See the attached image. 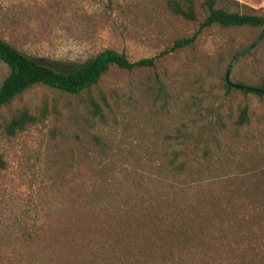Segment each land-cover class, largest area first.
Masks as SVG:
<instances>
[{"label": "rangeland", "instance_id": "rangeland-1", "mask_svg": "<svg viewBox=\"0 0 264 264\" xmlns=\"http://www.w3.org/2000/svg\"><path fill=\"white\" fill-rule=\"evenodd\" d=\"M200 1L198 22H189L166 0H0V38L59 71L107 48L137 61L196 32ZM238 1L264 12V0ZM263 31L212 26L154 68L112 67L89 94L37 85L0 108V264H24V249L38 264L94 257L118 238L159 240L188 218L199 228L235 213L249 217L240 231L259 238L256 253L240 246L236 264H264V95L230 90L226 80ZM8 73L0 62V85ZM230 80L264 86V36ZM24 109L38 121L9 135ZM36 231L39 240L24 238ZM169 254L150 264H167Z\"/></svg>", "mask_w": 264, "mask_h": 264}, {"label": "trees", "instance_id": "trees-1", "mask_svg": "<svg viewBox=\"0 0 264 264\" xmlns=\"http://www.w3.org/2000/svg\"><path fill=\"white\" fill-rule=\"evenodd\" d=\"M197 1L166 0V6L174 15L189 22H198ZM52 6L53 9H57V5ZM200 9L203 12V18L199 23L198 30L191 36L176 39L170 47L156 57L131 61L126 54L107 48L89 61L67 72L59 71L41 60L33 58L17 48L12 42L0 38V62L9 69L8 75L0 85V108L9 105L15 98L37 85H44L76 96L89 94L112 67L129 72L142 68H154L160 57L194 45L204 29L212 26L264 30V12L242 4L238 0H201ZM227 88L238 89L228 83ZM253 88L264 90L263 85ZM240 90L243 93L252 92ZM252 93L259 96L264 95L260 92ZM88 101L94 112L100 113L101 107L95 99L89 96ZM248 119V108L244 107L241 110L238 123L243 125L248 122ZM37 121L36 116L32 115L28 109H24L7 123L6 132L9 135H15ZM179 170H185L184 162L180 163ZM241 217L240 219V214L235 213L232 217L220 220L219 224L199 228L195 227L192 223L193 220L188 218L182 226L169 227L161 233L159 232V240H154L148 234H143L133 240V243L124 244V238H118L115 243H108L107 246L101 247L100 252L96 253L94 257L80 258L76 256V253H68L61 264H150L155 253H162L165 250L170 252L167 264H192V260L195 258L211 261V264L216 262L236 264L235 259H240L241 245L250 248L252 253H256L257 248L254 243L259 242V238H252L247 232L240 231L241 220L249 223L248 214ZM65 234L67 237L70 235L69 232ZM24 238L39 240L40 232L36 231L28 236L26 234ZM164 244H167V247H164ZM85 247L87 246H81L80 255L82 256ZM177 248L181 249L178 258L174 253L176 251L173 250ZM182 252L186 254H182ZM23 253L24 264H38L32 260L31 256L34 255H31L29 250L24 249ZM102 253H105L107 258H104L100 263L97 256Z\"/></svg>", "mask_w": 264, "mask_h": 264}, {"label": "water", "instance_id": "water-1", "mask_svg": "<svg viewBox=\"0 0 264 264\" xmlns=\"http://www.w3.org/2000/svg\"><path fill=\"white\" fill-rule=\"evenodd\" d=\"M263 36H264V31L262 32V34L258 37V39L250 47H248L246 50H244L243 52H241L240 54H238L233 59L232 63L230 64V66H229V68L227 70V74H226V80H227V83L230 86L235 87V88H238V89H242V90H247V91H252V92H260V93H263L264 94V90H261V89H258V88H253V87L239 85V84L233 83L230 80V74H231V70H232V67H233L234 63L237 61L238 58L242 57L245 53H247L248 51H250L258 43V41L261 40V38Z\"/></svg>", "mask_w": 264, "mask_h": 264}]
</instances>
